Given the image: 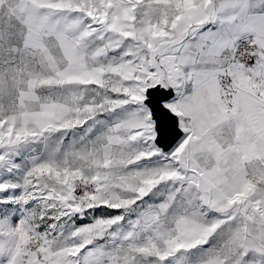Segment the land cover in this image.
Segmentation results:
<instances>
[{
  "label": "snow or ice",
  "instance_id": "obj_1",
  "mask_svg": "<svg viewBox=\"0 0 264 264\" xmlns=\"http://www.w3.org/2000/svg\"><path fill=\"white\" fill-rule=\"evenodd\" d=\"M0 264H264V0H0Z\"/></svg>",
  "mask_w": 264,
  "mask_h": 264
}]
</instances>
